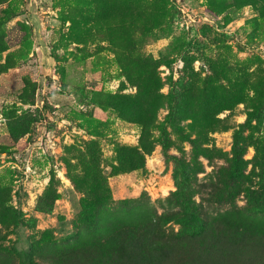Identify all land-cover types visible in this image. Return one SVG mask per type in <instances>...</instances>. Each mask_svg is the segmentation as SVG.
I'll return each instance as SVG.
<instances>
[{"label":"rangeland","instance_id":"1","mask_svg":"<svg viewBox=\"0 0 264 264\" xmlns=\"http://www.w3.org/2000/svg\"><path fill=\"white\" fill-rule=\"evenodd\" d=\"M0 1L6 49H0V191H7L8 205L21 213L22 221L10 227L0 223L3 245L24 253L48 239L73 241L75 219L94 178L104 182L113 206L142 198L160 213L166 210V198L177 188L170 156L192 161L194 146L169 128L168 148L157 142L143 168H122L119 149L139 147L142 127L100 105V95L133 96L138 86L123 74L116 46L104 40L108 21L91 12L93 0ZM259 6L257 0H168L164 17L153 12L145 15V27L142 20L140 28H131L143 57L158 62L155 75L162 86L151 84L154 93L168 96L173 80L194 77L200 88L209 79L216 93L228 89L235 94L232 107L218 114L231 127L210 133L211 141L199 144L223 154L199 155L204 167L197 173L200 183L230 164L238 131L246 148V185L258 181L252 173L253 142L264 140V109L262 117H249L264 106V14ZM8 9L15 10L11 18L3 12ZM161 100L159 124L169 111L166 99ZM190 123L182 122L187 131ZM22 124L30 130L18 138ZM160 136L154 129L153 138ZM50 186L59 198L53 212L44 214L36 205ZM236 201L245 206V192Z\"/></svg>","mask_w":264,"mask_h":264},{"label":"trees","instance_id":"2","mask_svg":"<svg viewBox=\"0 0 264 264\" xmlns=\"http://www.w3.org/2000/svg\"><path fill=\"white\" fill-rule=\"evenodd\" d=\"M257 1L264 14V0ZM167 2L93 0L90 4L93 14L108 21L101 34L116 46L114 50L119 54L123 74L138 86L133 96L100 95V105L114 108L142 127L139 147L119 149L122 168L128 171L143 168L145 155L154 150L157 142L168 148L169 128L194 146L192 161L170 156L175 165L173 177L177 188L166 198L167 209L160 213L148 199L142 198L124 200L113 206L106 185H102L104 182H96L94 178L76 216L73 241L60 243L48 239L43 246L24 253L0 241V264H264V140L256 137L253 142L257 152L252 172L258 179L256 183L246 185L242 131L236 133L230 164L216 171L209 181L200 183L197 178V173L204 170L198 162L200 154L223 155L215 146L204 149L199 144L209 143L210 133L231 127L229 119H220L218 114L232 107L235 94L228 89L216 93L209 79L200 88L194 77L191 81L173 80L168 96L149 89L158 82L155 75L158 62L143 57L131 28H140L142 20L145 27V15L158 12L164 17ZM14 11L3 12L11 18ZM3 22L4 18L0 17V27ZM1 38L2 35L0 49L4 51ZM226 71L225 66L221 67L223 76ZM157 84L161 88L160 77ZM253 88L259 90L257 85ZM161 96L166 99L169 111L165 122L159 124ZM263 109L261 105L250 113V121L262 117ZM187 120H191L189 131L182 125ZM19 128L24 130L17 131L18 138L30 130L24 124ZM154 129L160 130L161 136L157 139L153 138ZM51 187L39 197L38 212H53L59 197ZM242 191L246 195L245 206H239L236 201ZM202 192L206 194L198 201L197 195ZM8 201L7 191L1 190L0 223L6 227L18 226L22 222L21 213L10 207Z\"/></svg>","mask_w":264,"mask_h":264}]
</instances>
